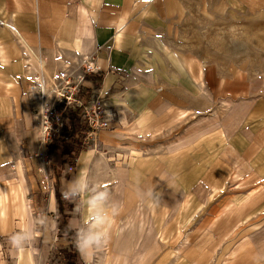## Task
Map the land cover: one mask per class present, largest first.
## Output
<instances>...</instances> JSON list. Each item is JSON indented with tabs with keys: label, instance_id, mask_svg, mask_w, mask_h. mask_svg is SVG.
Instances as JSON below:
<instances>
[{
	"label": "rangeland",
	"instance_id": "1",
	"mask_svg": "<svg viewBox=\"0 0 264 264\" xmlns=\"http://www.w3.org/2000/svg\"><path fill=\"white\" fill-rule=\"evenodd\" d=\"M187 4L184 19L173 25V35L166 39L170 46L147 55L152 65L118 73L121 78L111 86H102L103 76L99 82L91 80L88 75L97 69L84 73L82 59L56 54L43 69L39 53L28 55L29 86L36 88L22 96L21 118L5 133L13 157L7 165L29 179L24 219L40 230V225L57 221V231L51 230L43 244L38 241L40 248L53 245L39 259L33 241L26 247L10 246L9 238L22 230H0V264H18L19 249L36 257L32 264H65V254L82 262L78 253H72L75 235L69 225L71 217L80 223V213L76 202L64 199L62 193L67 182L80 174L84 164L80 156L88 151L93 158L86 170L89 178L109 191L116 189V179L126 184L139 156L156 160L140 182L149 176L151 181L154 173L149 186L158 204L167 209L153 213L142 209L144 217H153L152 224L162 217L155 226L156 239L146 240L142 264H264V0H187ZM40 89L54 111L49 140L42 136L38 116ZM98 102L115 116L108 129L90 134L87 112L92 108L86 109ZM65 127H76L73 137L62 138ZM238 157L247 166H241ZM232 158L229 164L227 159ZM242 167L246 173L240 176ZM52 193L55 212H50ZM122 193L119 196L125 198ZM130 212L112 222L123 225ZM63 221L73 235L59 229ZM163 245L171 250L164 260ZM102 257L103 264H120V256L113 261ZM129 260L137 264L132 255Z\"/></svg>",
	"mask_w": 264,
	"mask_h": 264
},
{
	"label": "crops",
	"instance_id": "2",
	"mask_svg": "<svg viewBox=\"0 0 264 264\" xmlns=\"http://www.w3.org/2000/svg\"><path fill=\"white\" fill-rule=\"evenodd\" d=\"M187 5V0H0V230L15 232L33 228L39 233H34L32 240L34 253L39 254V259L42 254L48 253L53 245L50 243L47 248H40L38 241L43 244L46 237L50 236L51 230L57 231V221L50 224L47 222L40 230L37 226L31 227L29 218L28 221L24 219L28 215L25 201L28 199L29 179L20 169L19 172L17 168L8 169L7 163L13 160V157L7 149L5 139L6 131L15 126L17 118H21L20 102L22 96L28 94L29 84L32 82L27 67L28 55L39 53L42 58H38V64L43 69L49 67V62L54 60L56 54H63L69 59L75 57L81 60L88 57L95 65L96 73L103 74L102 86H111L121 78L118 73L152 65V59H148L147 55L154 54V51L160 50L162 46H170L166 39L173 35V25L184 19ZM151 68L154 66H149L148 69ZM145 109L148 111L151 108L147 106ZM144 116L146 117L145 114ZM141 120L139 123L143 127L144 118ZM88 152L86 157L81 155L80 158L82 162H90V166L93 158L91 152ZM232 156L237 157L235 152ZM234 158L227 159L228 163L233 164ZM241 159V166L246 165L247 161L244 162L243 157H238L239 161ZM155 161L149 156H139L130 167L131 172L126 184H121L119 179H116L113 182L116 183V189L110 187V192H115L112 194L113 199L119 202L121 207L120 214L115 219L123 217L129 210L131 212L123 225V222H112L110 242L102 254L100 252L101 259L97 254L98 263L103 264V255L105 261H113L116 256H120V264H132L129 260L132 255L137 264H142L146 255L144 249L148 244L147 238L152 241L156 239L155 226L162 223V217L158 216L156 220L154 218L152 224L153 217H144L142 209L152 210L153 213L155 209L158 211L167 207L160 202L153 206L138 196V191L151 188L149 184L154 179V173L151 175V181L150 176L146 178L148 181H140L150 172ZM244 173L246 170L242 167L238 174L243 176ZM8 175L10 176L6 177ZM202 176L201 171L198 180ZM7 180L9 182H6ZM204 180L207 184L211 182L206 177ZM209 186L212 187L210 184ZM117 189L119 194L122 190L125 198L119 196ZM127 191L132 192L126 193ZM153 195L155 198L156 194ZM141 201H144L146 206ZM49 205L50 212L57 211L53 193L49 195ZM82 212L83 209L80 223L85 218ZM75 220L77 219L72 217L69 219L70 227L75 228L80 224ZM144 226L146 228L142 231ZM165 246L163 245L162 260L170 256L171 250H167ZM16 257L18 264H32L36 258L20 249Z\"/></svg>",
	"mask_w": 264,
	"mask_h": 264
},
{
	"label": "clouds",
	"instance_id": "3",
	"mask_svg": "<svg viewBox=\"0 0 264 264\" xmlns=\"http://www.w3.org/2000/svg\"><path fill=\"white\" fill-rule=\"evenodd\" d=\"M90 162H84L80 174L67 182L62 196L70 202H76V211L81 214L80 201L83 197L84 220L72 230L74 246L83 264H96L97 254L109 244L112 221L120 214L119 202L99 180H91L86 172ZM154 188L138 191L140 199H145L153 206L158 203L154 198ZM43 228V225H40ZM33 229L17 231L10 238V246L26 247L34 239Z\"/></svg>",
	"mask_w": 264,
	"mask_h": 264
},
{
	"label": "built area",
	"instance_id": "4",
	"mask_svg": "<svg viewBox=\"0 0 264 264\" xmlns=\"http://www.w3.org/2000/svg\"><path fill=\"white\" fill-rule=\"evenodd\" d=\"M82 60L84 62V73H91V72L96 71V67L93 64L91 59H88V57H84ZM29 88L35 89L36 87H35V85H30ZM46 95L47 94L44 93V91L42 89L39 90L37 97H38L39 101L41 102V108L38 111V116H39V120H40L42 136L45 139L49 140L50 139L49 132L53 130L52 127L54 126V125H50L51 121H52L51 115L54 114V111H53L52 107H49V105L47 104V102H46L47 96ZM78 104H80V103L78 102ZM86 110L87 111L90 110L89 112H87V114L89 117H91L90 120L92 121V124L90 125L91 126L90 128L92 130H91L90 134L94 133V129L95 130L96 129H108V127H109L108 124H109L110 120L113 119V115L115 116L114 112L105 109L103 107L102 103L100 104V102L96 103L93 107L92 106L88 107V109H86ZM94 116L96 117L95 119H94ZM43 144H45V142Z\"/></svg>",
	"mask_w": 264,
	"mask_h": 264
},
{
	"label": "trees",
	"instance_id": "5",
	"mask_svg": "<svg viewBox=\"0 0 264 264\" xmlns=\"http://www.w3.org/2000/svg\"><path fill=\"white\" fill-rule=\"evenodd\" d=\"M90 77H92L91 80H93L94 82H99V80L101 79V77L103 76L102 73H96L95 75H88ZM78 112L80 113L81 112V108H78ZM76 127H68V128H63V131H64V134L62 135V138H69V137H73L75 132L77 131L75 129ZM80 129H78L79 131ZM63 207L61 206V203H60V207H59V212L62 213L63 212ZM67 216H65L66 218ZM59 229H61L62 231H66V233H70L71 235H73L71 229L69 228L68 224L66 221H63L62 223H60V226H59ZM71 249H72V253L77 255V252H76V248L74 246V242L71 243ZM76 257L78 256H75V260H76ZM63 260L65 262V264H82V262H77V261H72L73 260V255H67L65 254L63 256Z\"/></svg>",
	"mask_w": 264,
	"mask_h": 264
},
{
	"label": "bare ground",
	"instance_id": "6",
	"mask_svg": "<svg viewBox=\"0 0 264 264\" xmlns=\"http://www.w3.org/2000/svg\"><path fill=\"white\" fill-rule=\"evenodd\" d=\"M18 258H20V255L18 254Z\"/></svg>",
	"mask_w": 264,
	"mask_h": 264
},
{
	"label": "snow or ice",
	"instance_id": "7",
	"mask_svg": "<svg viewBox=\"0 0 264 264\" xmlns=\"http://www.w3.org/2000/svg\"><path fill=\"white\" fill-rule=\"evenodd\" d=\"M146 2H147V0H146Z\"/></svg>",
	"mask_w": 264,
	"mask_h": 264
}]
</instances>
